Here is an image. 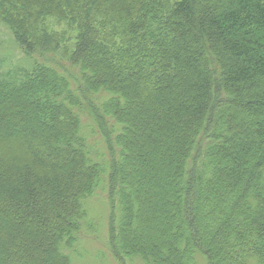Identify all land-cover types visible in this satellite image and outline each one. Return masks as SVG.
<instances>
[{"label": "trees", "instance_id": "trees-1", "mask_svg": "<svg viewBox=\"0 0 264 264\" xmlns=\"http://www.w3.org/2000/svg\"><path fill=\"white\" fill-rule=\"evenodd\" d=\"M0 23V264H264V0H0Z\"/></svg>", "mask_w": 264, "mask_h": 264}, {"label": "rangeland", "instance_id": "rangeland-1", "mask_svg": "<svg viewBox=\"0 0 264 264\" xmlns=\"http://www.w3.org/2000/svg\"><path fill=\"white\" fill-rule=\"evenodd\" d=\"M176 0H169L170 3L175 2ZM36 25V24H35ZM42 26L43 27H47L49 30V33L53 36L55 35H59L60 32H65L68 34H74L73 30H69L68 26L61 23V22H57L55 20L52 19H47L46 21L42 22ZM6 29L4 27L3 24L0 23V40L1 42V47L2 50H4L6 53H9L11 50H13V47L10 46L9 44H7V42H10L12 44V42L8 39V36H6ZM96 205H94V209L99 210L101 208H103L102 204H99V202H95ZM103 209L100 210V213ZM105 239H106V223L103 222L101 223L100 227H99V233L96 237V242L94 243V245L92 247H89L88 249H90L91 251H96V252H103L105 250ZM94 249V250H93ZM103 254V253H101ZM84 261H77L74 264H116L111 257L109 258H105L103 260L101 259H96L93 260V258H85L83 259Z\"/></svg>", "mask_w": 264, "mask_h": 264}]
</instances>
